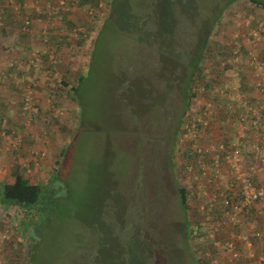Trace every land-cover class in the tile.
<instances>
[{
    "label": "rangeland",
    "instance_id": "374dc122",
    "mask_svg": "<svg viewBox=\"0 0 264 264\" xmlns=\"http://www.w3.org/2000/svg\"><path fill=\"white\" fill-rule=\"evenodd\" d=\"M114 1L0 0V181L18 169L51 192L33 264H242L248 243L264 264V204L230 218L217 151L255 144L241 165L264 189V143L235 138L244 101L264 100V5ZM31 214L1 207L0 264L29 263Z\"/></svg>",
    "mask_w": 264,
    "mask_h": 264
},
{
    "label": "built area",
    "instance_id": "2783aa9c",
    "mask_svg": "<svg viewBox=\"0 0 264 264\" xmlns=\"http://www.w3.org/2000/svg\"><path fill=\"white\" fill-rule=\"evenodd\" d=\"M250 64V63H249ZM248 64V65H249ZM263 85L264 90V81L261 83ZM241 97H238L240 100L245 99V94L241 93ZM243 108L246 111L242 113L239 119L240 129L238 131L239 136H242L245 131L251 128V125H260L264 122V104L253 103L249 100L244 101ZM206 119H197V121H193L192 125L187 124V130H198L199 126L202 124L204 126L208 125V116L205 112ZM257 150L259 149L255 144L252 145ZM252 146L248 147L246 144H238L236 142H232L227 146V149L224 145H220L217 151L224 152L225 159L229 166L232 168L235 183L228 186L226 188V192L230 191L229 194L225 193V191L219 193L218 200L222 201V204L229 209V216L231 219L238 218L244 211L257 207V205L264 201V189L257 187L251 180V174L243 169L242 155L245 150L250 149ZM216 147H211V153H213ZM199 152H202L200 149ZM214 169L217 178H225L222 170V163L220 162V155L215 156L214 159ZM231 192H233L231 194ZM217 199V197H215ZM215 199V200H216ZM226 248L231 252L233 259L239 257L240 253L237 250L234 242H229Z\"/></svg>",
    "mask_w": 264,
    "mask_h": 264
},
{
    "label": "trees",
    "instance_id": "16d2710c",
    "mask_svg": "<svg viewBox=\"0 0 264 264\" xmlns=\"http://www.w3.org/2000/svg\"><path fill=\"white\" fill-rule=\"evenodd\" d=\"M115 2H116V0L114 1L112 8L114 7ZM252 2L256 3V4L264 5V2L261 3L259 0H252ZM110 3H111V0H110ZM210 5H212V2ZM214 7H217V6L214 5ZM222 10H220V11L217 10L218 14H217V17L215 19H213L214 21L217 20L218 18H220L221 14H222ZM114 19H113V12L111 11L108 15L107 20L104 22L103 26L98 29V37L96 38L95 43H94L93 56H92L91 63L89 64L88 74L87 75H80L78 78V81H77L78 83H76L75 85H73L71 87L72 92L75 95L74 98L78 102H79L80 89H81L82 85L90 77L91 73L94 72V70H95L94 65H93V60H94L95 51L97 49V44L99 43V41L104 36L105 27L108 25V23H110L111 20H113V22H114ZM239 39L240 38H238V40ZM240 48H241L240 45H237L235 49L240 50ZM231 54H233V56H234L233 51ZM243 66L247 67V69L248 68L250 69V65H248L246 63H244L242 65V67ZM62 83L64 85L67 84L64 81H62ZM189 88H190V85L187 87L188 95L194 96L192 89L190 88V90H189ZM251 102L254 103V101H251ZM255 103L264 104V100L257 101ZM209 125H210V123L208 121L207 126H209ZM263 127H264V122H262V124H260V125H253L252 124L251 128L247 131H251L253 129H262ZM237 137H239L238 134L236 135L235 138H237ZM14 178H15V180L12 183H1L0 182V209L2 206L7 207V208H10V207H16L17 208L18 207V208L24 209L25 211L33 212V214H31V216L28 218V220L24 221V224H25L24 233H25V236H27L29 238L30 244H31L29 254H28V259H29L28 264H33L34 259H35L34 248L36 246V244L34 243L36 241H34V239H35V237H37L38 230H39L36 223H37V221L41 220L40 215L44 211H47V209H49V202H48L47 195H48V193H51V192H50V190L47 189V187L43 188V186L41 184L33 183L29 178L25 177L19 170L14 171ZM251 180L254 183L253 176H251ZM49 184H51V179L49 181ZM228 192H226V193H228ZM180 193H181V196L183 198V202H187V198H188L187 189L184 187L180 188ZM232 193L233 192H231V194ZM253 208H255V207H253ZM44 220L45 219L41 220V223H43ZM33 230H34V232H33Z\"/></svg>",
    "mask_w": 264,
    "mask_h": 264
},
{
    "label": "crops",
    "instance_id": "0c3cea01",
    "mask_svg": "<svg viewBox=\"0 0 264 264\" xmlns=\"http://www.w3.org/2000/svg\"><path fill=\"white\" fill-rule=\"evenodd\" d=\"M258 130H261V129H253L252 130V132L251 131H247V134L250 132V133H252L251 135H249V142H252L253 144H254V142H259V143H264V135L261 133V132H258ZM239 131V130H238ZM235 135H237V134H235ZM258 144V143H257ZM16 170H18V169H16ZM14 180H15V178L13 179V180H11V181H8V182H3V181H0L1 183H12V182H14ZM262 204H264V201H262V202H260L258 205H257V207H256V209H258L259 207H261L262 206ZM264 233V232H263ZM252 244L251 243H248V249H245L246 250V253L244 254V256L242 255V264H262L261 263V261H258L259 263H257L256 261H254V262H252V263H250V258L251 257H254V253H253V251H251L250 250V247H252L251 246ZM238 250V249H237ZM258 250H259V252H264V248L262 247V246H260L259 248H258ZM239 251V250H238ZM228 253H229V256L232 258L231 260L232 261H234V260H236V259H238L239 257H240V255H239V257H237V258H235V259H233V257H232V255H231V252L230 251H228ZM240 253V252H239ZM262 261H264V257L263 258H260Z\"/></svg>",
    "mask_w": 264,
    "mask_h": 264
}]
</instances>
